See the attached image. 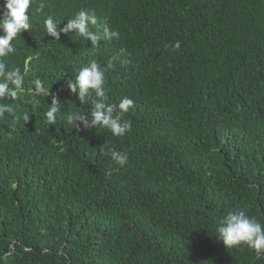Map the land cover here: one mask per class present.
I'll return each mask as SVG.
<instances>
[{
  "label": "trees",
  "instance_id": "obj_1",
  "mask_svg": "<svg viewBox=\"0 0 264 264\" xmlns=\"http://www.w3.org/2000/svg\"><path fill=\"white\" fill-rule=\"evenodd\" d=\"M81 9L119 38L47 34L46 15L59 30ZM29 14L4 58L25 79L0 100V264H264L216 232L234 210L264 224V0H33ZM90 59L111 65L108 102L134 101L123 136L67 123L90 115L94 94L67 84Z\"/></svg>",
  "mask_w": 264,
  "mask_h": 264
},
{
  "label": "clouds",
  "instance_id": "obj_2",
  "mask_svg": "<svg viewBox=\"0 0 264 264\" xmlns=\"http://www.w3.org/2000/svg\"><path fill=\"white\" fill-rule=\"evenodd\" d=\"M33 0H3L0 6V100H14L17 92L24 85L25 74L19 68H11L4 61L5 57L15 52L12 43L23 31H29L32 27L29 9ZM44 4L39 5L42 10ZM62 20L56 19L53 15H46L44 28L47 34L60 40V34L75 33L82 39L93 44L101 39L100 29H103V37L111 39L119 38V32L111 30L107 24L99 21L95 12L79 10L72 18H68L66 25L59 28ZM176 49L180 48V42L174 44ZM127 65V59L122 60ZM107 67H111L108 65ZM107 67L101 65L96 59H90L87 64L79 69L74 79H69L67 84L71 93L76 94L82 104H87L88 98L94 94L90 115L85 112H72L67 117V123L72 128H79L82 124L86 128H106L114 136H123L132 128L131 121L122 119L123 114L134 106V101L129 97H123L119 103H110L105 87ZM37 91L42 85L39 79L34 81ZM50 95V93H49ZM62 104L55 95L51 98L45 118L49 125H56L57 113L61 111ZM10 104L0 103V117L4 113H11ZM31 114H35L33 110ZM25 121L29 120V113L23 114ZM111 158L115 163L123 166L127 162V156L123 152L111 150ZM217 238L227 248L246 245L254 249L258 254L264 252V224L255 217H251L244 210L229 211L218 222Z\"/></svg>",
  "mask_w": 264,
  "mask_h": 264
}]
</instances>
